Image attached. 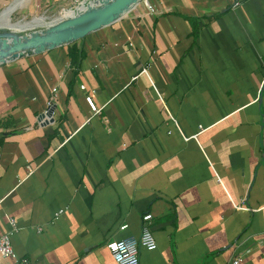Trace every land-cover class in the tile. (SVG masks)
I'll list each match as a JSON object with an SVG mask.
<instances>
[{
  "label": "crops",
  "instance_id": "0c3cea01",
  "mask_svg": "<svg viewBox=\"0 0 264 264\" xmlns=\"http://www.w3.org/2000/svg\"><path fill=\"white\" fill-rule=\"evenodd\" d=\"M149 1L76 41V74L68 45L0 64V235L31 264H118L144 225L140 264H264V0Z\"/></svg>",
  "mask_w": 264,
  "mask_h": 264
},
{
  "label": "water",
  "instance_id": "95a60500",
  "mask_svg": "<svg viewBox=\"0 0 264 264\" xmlns=\"http://www.w3.org/2000/svg\"><path fill=\"white\" fill-rule=\"evenodd\" d=\"M142 1L79 0L73 8L37 27L15 30L0 26V64L71 44L125 17ZM55 109L56 104H50L38 121L47 123Z\"/></svg>",
  "mask_w": 264,
  "mask_h": 264
},
{
  "label": "built area",
  "instance_id": "2783aa9c",
  "mask_svg": "<svg viewBox=\"0 0 264 264\" xmlns=\"http://www.w3.org/2000/svg\"><path fill=\"white\" fill-rule=\"evenodd\" d=\"M244 0H236L232 7H238ZM141 3L146 7L147 13L153 15L157 12L158 8L153 2L149 0H143ZM143 71L149 75L148 68H143ZM264 79L262 80L263 85ZM82 90L86 89L85 84L80 85ZM260 95H258L259 97ZM86 102L91 108L93 114H98L101 111V107L98 106L92 94H86ZM51 104V103H50ZM49 104V105H50ZM28 174H31L35 171V167L32 164L27 166ZM238 208H247L243 205H236ZM60 212H57L56 215H59ZM151 213L144 214L143 221H148L152 219ZM11 229L7 232L0 235V258H10L14 260L15 264H31L27 258H22L18 256L16 251L13 248L11 237L19 229L17 226L16 220L10 218ZM128 225L125 224L121 226L122 229H125ZM108 248L118 264H140V250L141 248L147 250H155L158 247V241L155 234L148 225H144L142 228L141 235L139 237L127 236L119 240H114L108 243ZM241 261V258L234 260V263L237 264ZM1 264V263H0Z\"/></svg>",
  "mask_w": 264,
  "mask_h": 264
},
{
  "label": "rangeland",
  "instance_id": "374dc122",
  "mask_svg": "<svg viewBox=\"0 0 264 264\" xmlns=\"http://www.w3.org/2000/svg\"><path fill=\"white\" fill-rule=\"evenodd\" d=\"M12 3V7L7 9L5 13L11 12V14L6 15L3 19L5 24H8L10 26L16 25V26H24L28 23H32L33 20L37 19H43L44 21H49L55 18L56 16L62 14L64 11L73 8L79 0H65V2H49V0H30L29 3H27L25 6L18 8L19 5L25 1V0H0V15L2 14L3 10L6 9L9 3ZM92 1V0H91ZM18 3V4H15ZM15 8H18L13 12ZM13 12V13H12ZM44 16H47L45 18ZM19 21V22H17ZM27 29V28H26ZM91 35V34H90ZM88 35V36H90ZM53 93H55L53 89ZM160 101L157 99L155 100V104L162 107V110L165 115L166 123L164 124V130L165 133L168 136H171V138H174L177 134L180 135L181 131L184 133V129L182 128V124L177 117V115L170 110L169 108V101L166 98V109L164 108V103H159ZM167 110V111H166ZM172 111V112H171ZM170 118L173 120L171 121ZM200 127H204L203 124H201ZM179 130V131H178ZM180 132V133H179ZM185 134V133H184ZM192 143H198L199 148L202 150V152H205L204 145L201 144L202 138L198 137L197 135L195 137L191 136L189 139H186V141L191 140ZM246 196L244 197V200L246 201ZM247 204V202H245ZM245 214V213H242ZM250 216L252 215L251 212H248ZM244 216V215H242ZM110 251V250H109Z\"/></svg>",
  "mask_w": 264,
  "mask_h": 264
},
{
  "label": "trees",
  "instance_id": "16d2710c",
  "mask_svg": "<svg viewBox=\"0 0 264 264\" xmlns=\"http://www.w3.org/2000/svg\"><path fill=\"white\" fill-rule=\"evenodd\" d=\"M196 32V30L194 31ZM78 41V40H77ZM77 42H73L71 44H68V54L70 56L71 65L75 66V74L77 73L79 69L80 62L82 58L84 57V51L82 48L77 46Z\"/></svg>",
  "mask_w": 264,
  "mask_h": 264
},
{
  "label": "bare ground",
  "instance_id": "6f19581e",
  "mask_svg": "<svg viewBox=\"0 0 264 264\" xmlns=\"http://www.w3.org/2000/svg\"><path fill=\"white\" fill-rule=\"evenodd\" d=\"M100 2H102L103 0H99ZM5 12V11H4ZM4 12L0 15V26H10L8 24H5L3 19L5 17ZM46 21H44L42 18L41 19H37V20H33L32 23H28L24 26H16V25H12L10 27H13L15 30H19V29H26V28H30V27H37L40 26L42 24H45Z\"/></svg>",
  "mask_w": 264,
  "mask_h": 264
}]
</instances>
